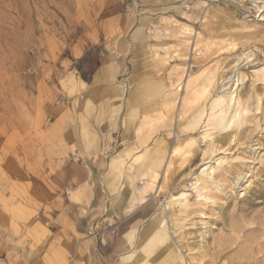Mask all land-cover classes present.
Instances as JSON below:
<instances>
[{
	"label": "rangeland",
	"instance_id": "obj_1",
	"mask_svg": "<svg viewBox=\"0 0 264 264\" xmlns=\"http://www.w3.org/2000/svg\"><path fill=\"white\" fill-rule=\"evenodd\" d=\"M105 21L108 36L97 38ZM105 44L121 68L115 91L100 94L116 97L104 179L114 154L118 185L139 190L157 172L137 210L111 220L127 259L138 253L137 228L158 217L181 264H264V0H0V97L32 85L46 49L68 63L60 74L75 69L79 80ZM63 78L58 95L80 97L73 77ZM146 78L155 90L131 101ZM232 89L234 101L217 104Z\"/></svg>",
	"mask_w": 264,
	"mask_h": 264
},
{
	"label": "crops",
	"instance_id": "obj_2",
	"mask_svg": "<svg viewBox=\"0 0 264 264\" xmlns=\"http://www.w3.org/2000/svg\"><path fill=\"white\" fill-rule=\"evenodd\" d=\"M108 26L101 23L95 36L107 37ZM104 48L90 82L78 80L75 69L60 74L59 64L68 63H54L59 52L46 49L48 61L32 85L17 97H0V264H131L121 228L111 220L137 210L157 172L149 169L139 190L131 181L118 185L121 159L114 154L111 177L104 179L100 151L112 143L116 97L100 94L115 91L112 81L121 68L108 44ZM83 50L82 43L71 48L76 58ZM71 76L82 94L60 97V80ZM156 82L139 81L131 101L149 97ZM104 215L107 223L99 218ZM159 223L156 217L137 228L133 264H181Z\"/></svg>",
	"mask_w": 264,
	"mask_h": 264
},
{
	"label": "bare ground",
	"instance_id": "obj_3",
	"mask_svg": "<svg viewBox=\"0 0 264 264\" xmlns=\"http://www.w3.org/2000/svg\"><path fill=\"white\" fill-rule=\"evenodd\" d=\"M238 81V77L235 79V83ZM148 82V81H147ZM238 83V82H237ZM141 90H143V89H141ZM142 92V91H141ZM144 92H146V91H144ZM147 92H149V91H147ZM143 94V93H142ZM146 94V93H145ZM223 97V96H222ZM224 97H229L228 98V102L226 103V100H225V98H218L219 100H217L218 101V103L217 104H223L224 102H225V105L227 106V105H229V102H231V101H234V99H235V97H236V94H235V92H234V89H232L229 93H227L226 94V96H224ZM236 104H237V106L239 105V102L237 101L236 102ZM237 109H238V107H236L235 108V112H234V115H233V117H232V119L237 115ZM224 110V109H223ZM224 118L223 117H221L220 118V121H221V123H222V120H223ZM224 121V120H223ZM226 123H231V119L229 120V121H225V123L224 124H226ZM224 126V125H223ZM226 127V126H225ZM205 169H208V167H205L204 166V168H202L201 169V171H203V170H205ZM200 171V172H201ZM189 184L190 185H192L193 187H194V189H196L197 188V177H194L190 182H189ZM148 228V227H147ZM164 238V237H163ZM162 240V239H161ZM160 241V240H159ZM163 242V241H162ZM155 248V247H154ZM162 248V247H161ZM158 249V248H157ZM159 251V250H158ZM149 252V251H148ZM146 255V254H145ZM136 258V257H135ZM134 258V259H135ZM146 258V257H145ZM144 258V259H145ZM149 259V258H148ZM135 264H137V262L135 263Z\"/></svg>",
	"mask_w": 264,
	"mask_h": 264
},
{
	"label": "trees",
	"instance_id": "obj_4",
	"mask_svg": "<svg viewBox=\"0 0 264 264\" xmlns=\"http://www.w3.org/2000/svg\"><path fill=\"white\" fill-rule=\"evenodd\" d=\"M97 66H98V63H97L92 69H91L89 76H86V75L80 74V75H81V78H82L84 81H86V82H90V80H91V75H92V73L94 72V70L96 69ZM78 70H80V68H78Z\"/></svg>",
	"mask_w": 264,
	"mask_h": 264
}]
</instances>
